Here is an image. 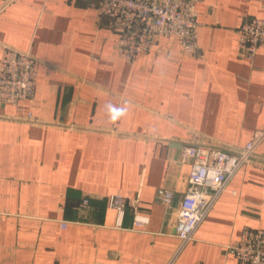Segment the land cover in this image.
Listing matches in <instances>:
<instances>
[{"label": "crops", "instance_id": "crops-1", "mask_svg": "<svg viewBox=\"0 0 264 264\" xmlns=\"http://www.w3.org/2000/svg\"><path fill=\"white\" fill-rule=\"evenodd\" d=\"M100 1L0 0V61L4 44L41 61L33 100L0 103V264H167L191 170L183 146L233 149L264 129V47L251 63L237 32L264 18V0H202L197 54L159 36L133 64ZM160 188L174 192L171 208ZM113 194L128 201L123 215ZM246 228H264L259 161L238 170L173 264H243L228 246Z\"/></svg>", "mask_w": 264, "mask_h": 264}, {"label": "built area", "instance_id": "built-area-1", "mask_svg": "<svg viewBox=\"0 0 264 264\" xmlns=\"http://www.w3.org/2000/svg\"><path fill=\"white\" fill-rule=\"evenodd\" d=\"M202 0H101L98 6L100 21L119 34L117 52L128 63H135L138 56L150 51L156 37H171L179 41L184 52L199 51L197 5ZM239 50L251 63L257 51L264 47V18L253 17L238 27ZM41 61L28 50L4 44L0 61V103L18 105L32 101L35 93ZM264 140V129L255 132L245 145L228 148L216 143L187 144L182 148L184 162L191 165L188 186L180 202L175 236L179 246L167 264H173L177 255L195 238L196 231L211 211L219 197L238 170L249 162H262L257 148ZM162 203L171 208L174 192L166 188L158 190ZM89 198L83 199L88 205ZM127 199L113 194L109 205L120 215L125 213ZM148 218L135 215L136 225H143ZM67 226V221L62 222ZM243 264H264V228L243 230L240 239L228 246Z\"/></svg>", "mask_w": 264, "mask_h": 264}]
</instances>
